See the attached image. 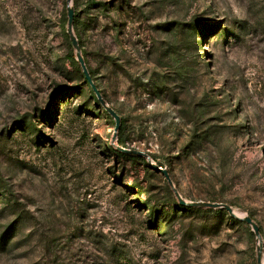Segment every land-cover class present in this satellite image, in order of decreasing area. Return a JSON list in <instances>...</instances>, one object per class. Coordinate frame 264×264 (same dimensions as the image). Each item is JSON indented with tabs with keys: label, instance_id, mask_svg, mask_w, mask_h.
Here are the masks:
<instances>
[{
	"label": "rangeland",
	"instance_id": "374dc122",
	"mask_svg": "<svg viewBox=\"0 0 264 264\" xmlns=\"http://www.w3.org/2000/svg\"><path fill=\"white\" fill-rule=\"evenodd\" d=\"M73 6L116 144L264 248V0ZM115 128L67 0H0V264H258Z\"/></svg>",
	"mask_w": 264,
	"mask_h": 264
},
{
	"label": "water",
	"instance_id": "95a60500",
	"mask_svg": "<svg viewBox=\"0 0 264 264\" xmlns=\"http://www.w3.org/2000/svg\"><path fill=\"white\" fill-rule=\"evenodd\" d=\"M67 15H68V35L70 37L72 46L74 47V49L76 51V59L80 63V65L83 69L84 76H85L86 80L89 82V84L91 85V87H92L93 91L95 92L99 102L101 103L103 108L106 110V112L109 113V115H111L116 121V128H115L114 137H113V145L115 146L117 151L122 153V154H125V155H135V156L142 157V158L146 159L148 161V163L154 169H156L160 172H163V174L165 175V177L168 181V184L173 189L180 206L188 207V208H206V209H214V210H225L229 213V215L232 218L243 221L246 224L250 225L252 227V230H253V232L256 236L257 242H258L257 261H258V264H263L264 263V248H263V241H262V236H261V229H260L259 225L251 217H249V216H244V217L238 216L235 213V210L231 206L226 205V204L207 203V202H187L186 200H184L182 198L180 193L177 191V189L174 186V183L171 180L169 174L165 170L161 169L158 165H156L150 156H148L147 154H145L141 151L133 150V149H127V148L121 147L119 144H116V142L118 140V133H119V130L121 128V118L116 113V111L108 104V102H106L104 100V98L101 95V93L99 92V90L93 84L91 75L89 73V70L87 68V65H86L85 60H84L83 55H82V49H81V46L79 44V40L77 39V37L75 36V33H74L75 8L73 6V0H67Z\"/></svg>",
	"mask_w": 264,
	"mask_h": 264
},
{
	"label": "trees",
	"instance_id": "16d2710c",
	"mask_svg": "<svg viewBox=\"0 0 264 264\" xmlns=\"http://www.w3.org/2000/svg\"><path fill=\"white\" fill-rule=\"evenodd\" d=\"M71 60L74 61L75 58H74L73 56H71ZM119 145H120L121 147L126 148L125 143H124L123 141H119ZM114 152H115L119 157H125V158H128V159H136V160H140V161H142L144 164L147 165L145 159L142 158V157L135 156V155H125V154H122V153L117 152V151H115V150H114ZM175 205H178V204L175 203ZM183 210H186V211H187V210H189V209H188V208H183ZM210 211H211V210H210Z\"/></svg>",
	"mask_w": 264,
	"mask_h": 264
},
{
	"label": "bare ground",
	"instance_id": "6f19581e",
	"mask_svg": "<svg viewBox=\"0 0 264 264\" xmlns=\"http://www.w3.org/2000/svg\"><path fill=\"white\" fill-rule=\"evenodd\" d=\"M235 213L238 215V216H241V217H244L245 215H243V214H240V213H238L237 211H235ZM264 264V263H263Z\"/></svg>",
	"mask_w": 264,
	"mask_h": 264
}]
</instances>
